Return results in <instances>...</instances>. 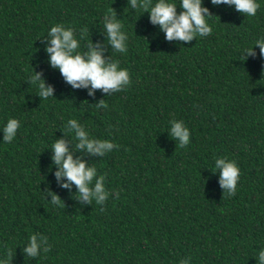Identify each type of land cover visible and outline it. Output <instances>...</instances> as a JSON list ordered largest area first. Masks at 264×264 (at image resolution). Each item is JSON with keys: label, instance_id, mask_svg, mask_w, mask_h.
<instances>
[{"label": "trees", "instance_id": "16d2710c", "mask_svg": "<svg viewBox=\"0 0 264 264\" xmlns=\"http://www.w3.org/2000/svg\"><path fill=\"white\" fill-rule=\"evenodd\" d=\"M153 5L157 0H152ZM177 5L180 0H167ZM254 17L234 6H214L206 17L211 35L168 42L143 9L128 0H0V261L11 264H258L264 249V0ZM115 10L128 37L120 61L131 84L106 96L72 89L48 63L47 33L71 28L78 51L89 41L108 43L103 18ZM82 30L83 33H82ZM255 58L243 61L252 47ZM42 72L54 97L39 99L28 84ZM104 99L107 108L94 104ZM9 119L20 128L3 142ZM75 119L92 138L119 149L103 157L76 152L105 176L103 205H81L76 188L58 186L51 146L76 143L66 124ZM190 132L181 148L169 135L171 120ZM72 147V145H69ZM235 161L240 179L234 196L219 185L216 158ZM65 207L52 205L45 189ZM119 192V199L112 193ZM104 208L103 212L100 208ZM48 238L37 258L22 249L30 235Z\"/></svg>", "mask_w": 264, "mask_h": 264}, {"label": "clouds", "instance_id": "9594fccd", "mask_svg": "<svg viewBox=\"0 0 264 264\" xmlns=\"http://www.w3.org/2000/svg\"><path fill=\"white\" fill-rule=\"evenodd\" d=\"M214 6L228 5L234 6L235 10L244 16L254 17L260 5L256 0H210ZM128 5L132 10L143 9V13L149 14V22L158 26L164 33L165 40L168 42L188 43L197 36L207 37L211 35L212 28L207 23L206 17L213 16L207 7L202 6V0H180L179 7L182 9L177 13V5L169 3L167 0H157L153 5L152 0H128ZM104 32L108 43L96 42L91 40L84 52L78 51L79 41L74 37L71 28L66 29L61 24L52 26L47 33L45 42V52L48 54V63L51 68L58 69L60 75L66 84L72 89H87L89 96H94L96 90H100L106 96L113 93L125 91L131 84V78L127 69L120 68L119 60H112L110 56H105L106 45L114 52L125 53L127 51L128 37L122 31L123 25L117 18L116 12L112 9L110 14L103 18ZM84 30H82L83 33ZM259 47V55L264 59V39L255 41ZM256 52L253 46L244 50L242 59L248 57L255 58ZM35 85L38 88L39 99H48L54 97L53 86L46 85L42 72H34L28 81V84ZM97 108H107L104 99L94 104ZM169 135L178 146L186 147L190 142V132L184 126L183 121L175 119L170 122ZM20 128V122L17 119H9L3 127V142L11 143L16 137L17 130ZM68 133L74 134L75 144L69 139L63 137L55 139L51 146L52 164L56 171L54 177L59 187L71 191L72 186L76 188V200L81 204L92 205L93 201L97 205H103L109 192L105 188V176L97 175V169L89 165V162L81 156H75L74 153L81 152L91 156L103 157L112 152L113 149H119V145L109 140L92 138L89 133L81 126L77 120L69 119L66 124ZM72 145V147H69ZM215 168L219 171V185L223 193L229 197L234 196L237 191V184L240 179V168L235 161L225 158H216ZM44 193L50 196L49 202L55 206L65 207L61 198L45 189ZM112 195L119 199V192ZM105 209L100 208L103 212ZM51 245L46 236L40 233L30 235L28 243L22 251L26 257L37 258L40 254L48 253ZM14 254L8 250L4 260L0 264H11ZM258 264H264V249L258 252ZM191 257L181 259L179 264H190Z\"/></svg>", "mask_w": 264, "mask_h": 264}]
</instances>
